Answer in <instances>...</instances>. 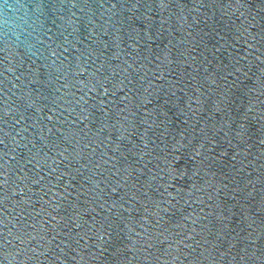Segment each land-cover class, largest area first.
<instances>
[{
	"label": "water",
	"instance_id": "95a60500",
	"mask_svg": "<svg viewBox=\"0 0 264 264\" xmlns=\"http://www.w3.org/2000/svg\"><path fill=\"white\" fill-rule=\"evenodd\" d=\"M22 0H0V53Z\"/></svg>",
	"mask_w": 264,
	"mask_h": 264
}]
</instances>
